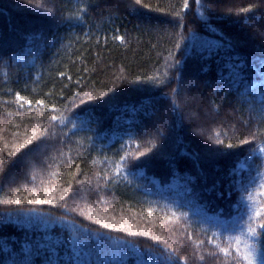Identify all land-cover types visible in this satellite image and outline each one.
Wrapping results in <instances>:
<instances>
[{
    "label": "trees",
    "instance_id": "trees-1",
    "mask_svg": "<svg viewBox=\"0 0 264 264\" xmlns=\"http://www.w3.org/2000/svg\"><path fill=\"white\" fill-rule=\"evenodd\" d=\"M184 2L0 0V149L37 133L0 173V264H226L213 233L264 205V0Z\"/></svg>",
    "mask_w": 264,
    "mask_h": 264
},
{
    "label": "snow or ice",
    "instance_id": "snow-or-ice-1",
    "mask_svg": "<svg viewBox=\"0 0 264 264\" xmlns=\"http://www.w3.org/2000/svg\"><path fill=\"white\" fill-rule=\"evenodd\" d=\"M34 0H29V3H33ZM140 0H137V3H139ZM197 4L201 3V0H195ZM38 7L40 5H37ZM188 6L187 0L184 2V7L186 8ZM48 11H51V9H48ZM243 11L247 12L250 11V9L245 8ZM118 39L123 40V37H118ZM243 65L239 62L232 64L231 67L226 66V71L230 73V78H234L236 81H239L241 83L245 82L246 75L243 72ZM260 75L264 77V66L260 67ZM85 95H88L85 93ZM18 100H23V97H20L17 95ZM26 103L31 104V101H26ZM175 103V102H174ZM37 104H42V101H37ZM23 107V104L21 105ZM52 121H58L60 119H66L65 117H59V116H52L50 117ZM39 127V126H37ZM14 137L16 135H19V133H14ZM42 136H48L49 132L48 129H43ZM37 137L36 131H33L31 135L26 136V138L23 140V142H13L11 146L7 142H5L3 149H0V173H3L4 169L8 166L11 161L9 160V157L14 156L17 152L20 151V149L24 148L26 145L32 143L33 139ZM222 143V141H218ZM241 143H249V141L244 140L241 141ZM228 147H232V144H228ZM140 155H144L143 152L140 153ZM123 159H126L124 157ZM239 168L242 169L244 167L243 163L238 161ZM235 171V169H234ZM69 187L71 185L69 184ZM261 189H264V184L260 185ZM65 192L68 191V189H64ZM255 191V190H254ZM245 192H247V189H245ZM261 195H264V192L261 193ZM55 199V197H53ZM61 199H63V196H61ZM241 200L244 202V211L239 216V219L235 221V224L233 227L228 228L223 233H213V236H220L223 235L227 239V242L229 244V247H221L219 243H216V241H211L213 243H216V247L219 249L221 253H223V256L225 258L226 264H231L232 261H235L236 264H264V247H262V243H264V219H260L262 214H264V205L256 206V201L254 200L253 194L249 193L246 197H241ZM29 203H37V204H43V203H51V200H32L27 201ZM250 202V203H249ZM0 203H16L20 204L21 200L17 198H10L7 201H0ZM100 223H103V221H97ZM103 227L109 228L110 225L107 223H103ZM114 227V226H111ZM123 231V229H120ZM133 235H138L139 233H132ZM144 235H148V233H144ZM243 238V239H242ZM154 240H160L161 237H152ZM76 238L73 237V242H75ZM202 243V242H201ZM243 244V249H241L240 245ZM199 247V245H198ZM234 247V253L230 251V248ZM74 251V249H73ZM210 255H216V253H210ZM168 262L169 264H173V262L176 260L174 253H170L168 256ZM200 260H203L204 257L200 256ZM49 264H57L56 260L49 258ZM141 264H146V262L141 261ZM176 264H179L178 261H176ZM184 264H187L186 259H184Z\"/></svg>",
    "mask_w": 264,
    "mask_h": 264
},
{
    "label": "rangeland",
    "instance_id": "rangeland-1",
    "mask_svg": "<svg viewBox=\"0 0 264 264\" xmlns=\"http://www.w3.org/2000/svg\"><path fill=\"white\" fill-rule=\"evenodd\" d=\"M2 46H4V47H6V46H8L7 45V43L6 42H4L3 44H2ZM37 154L38 153H33V160L34 159H37ZM32 159V158H31ZM29 162V161H28ZM27 162V163H28ZM27 163H23V164H20L19 166H17L18 167V171L20 170V169H22V168H26V167H28V164ZM33 163H34V161H33ZM33 167H35V166H33ZM74 192H71L70 194L72 195ZM75 194V193H74ZM74 194L72 195V196H74ZM78 201H79V203H82L83 201H85V199L83 200V199H78ZM80 206V205H79Z\"/></svg>",
    "mask_w": 264,
    "mask_h": 264
}]
</instances>
